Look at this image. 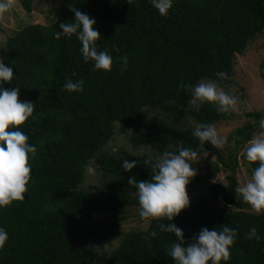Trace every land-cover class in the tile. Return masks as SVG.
I'll list each match as a JSON object with an SVG mask.
<instances>
[{"label":"trees","instance_id":"obj_1","mask_svg":"<svg viewBox=\"0 0 264 264\" xmlns=\"http://www.w3.org/2000/svg\"><path fill=\"white\" fill-rule=\"evenodd\" d=\"M14 1L27 14L33 11V0ZM57 1L58 20L26 25L4 44L2 59L13 68L15 79L3 86L19 87L20 100L34 91L35 111L21 128L37 146V156L25 200L0 209V227L9 234L0 264H174L167 250L176 237L159 231L163 222L181 228L185 243L204 227L221 230L226 224L238 231L228 264H264V212L246 210L249 204L236 192L235 174L237 153L260 131L264 114H245L246 122L227 136L225 155L209 143L200 146L193 131L174 127L183 123L192 96L181 84L211 79L220 87L234 85L236 56H243L264 32V0H174L166 17L150 0ZM75 10L95 18L101 33L97 48L113 57L110 72L84 62L76 35L56 39L59 24L73 22ZM220 72L227 78L220 79ZM80 79L85 82L82 92L65 90L66 81ZM146 106L159 107L168 123L153 118L142 128ZM190 115L196 124L233 118L212 103ZM117 131H130L132 147L147 148L153 157L177 151L178 145L195 149L196 159L213 154L228 172L227 183H210L218 168L210 170L199 178L208 184L206 194L172 221L152 220L145 230L128 232L107 258L100 259L95 247L114 235L126 208L139 207L129 178L150 180L154 163L123 149L112 151L109 142ZM124 159L137 162L131 172L123 170ZM90 161L109 179L97 198L76 190ZM248 164L251 171L258 166ZM101 213L110 214V219L96 221ZM252 227L259 241L247 239ZM153 230L156 237L149 235Z\"/></svg>","mask_w":264,"mask_h":264},{"label":"clouds","instance_id":"obj_2","mask_svg":"<svg viewBox=\"0 0 264 264\" xmlns=\"http://www.w3.org/2000/svg\"><path fill=\"white\" fill-rule=\"evenodd\" d=\"M152 6L161 16H168L174 0H150ZM14 6V0H0V16L8 13ZM56 39L76 35L81 42L80 51L84 62H94V70L110 72L113 57L107 50H98L97 41L101 33L96 28L95 18L79 11H74V21L59 24ZM126 63V61H125ZM220 79H226L227 74H217ZM15 79L13 68L6 66L0 58V209L10 206L15 201H24L25 193L29 191L32 179V161L37 156V146L29 143V135L21 128L35 111V103L19 99L20 88H5V82ZM84 80L66 81L64 88L69 93H80L84 90ZM181 88L191 91V105L199 110L205 103L215 104L217 111L230 113L238 111V98L226 92L215 80L203 79L192 84H181ZM260 131L248 142L243 152V158L252 164H258L251 178L236 189L243 201L248 203L257 214L264 212V118L260 120ZM192 135L198 138L200 146L211 144L216 149H224L229 143L228 137L218 132L213 124L199 123ZM198 152L183 145L177 146V151H164L152 163L150 180L137 181L129 178V183L136 188L139 203V215L148 222L163 219L172 221L180 212L190 205L186 186L196 175L192 164L196 161ZM146 163H148L146 161ZM135 160L124 159L123 170L131 172L136 167ZM87 173L95 175L94 162L86 165ZM161 233H173L175 242L168 248L167 255L174 264H228L231 259V248L235 245L238 231L225 224L221 230L214 227L209 230L202 228L192 241L185 243L183 230L175 223H160ZM157 232L149 235L156 237ZM261 239L256 227L247 233V239ZM9 240L5 228L0 227V250L4 249Z\"/></svg>","mask_w":264,"mask_h":264},{"label":"rangeland","instance_id":"obj_3","mask_svg":"<svg viewBox=\"0 0 264 264\" xmlns=\"http://www.w3.org/2000/svg\"><path fill=\"white\" fill-rule=\"evenodd\" d=\"M57 0H33V11L27 14L22 10L21 6L14 1L13 8L3 16H0V58H5L4 44L8 36L14 31L30 24L50 25L59 18ZM235 83L231 87H222L226 92L238 98L240 102L238 111L230 112L228 115L233 118L215 124L218 132L228 136L233 130L240 127L247 120L245 114L247 112H260L264 114V32L251 42L247 51L243 56H236L234 60ZM34 91L31 89L28 93L21 95L22 101H31ZM192 98V96H191ZM188 100V113L185 116L183 123L175 125L178 130L192 132L197 125L195 120L190 115V111L194 110ZM210 105V103H205ZM156 118L163 123H168L165 114L159 107L146 106L142 111V128L151 119ZM130 131H117L115 136L110 140L109 145L112 151L123 149L136 157H147L152 161H156L158 157H153V153L147 148H133L129 142ZM243 149L237 153L238 167L235 170L238 187L243 186L250 178L252 171L248 162L243 158ZM228 144L224 149L220 150L224 155L228 149ZM104 151H107L105 148ZM108 152V151H107ZM192 164L196 169V175L191 178L190 183L186 186L187 194L190 202L207 193L208 184H202L200 179L205 177V174L212 169L218 168L215 177L210 183H227L228 172L224 167L217 162L216 156L207 154ZM95 166V165H94ZM95 175H90L85 170V179L76 186V190L92 198L103 196L105 186L109 179L104 176L95 166ZM209 183V184H210ZM221 206V204H219ZM247 211L257 214L249 205ZM138 206H130L123 212V221L118 229H115L114 235L102 246L95 247L98 258H107L120 244L121 239L130 231L145 230L150 222L143 220L139 215ZM110 214L101 213L95 216V220H109Z\"/></svg>","mask_w":264,"mask_h":264}]
</instances>
